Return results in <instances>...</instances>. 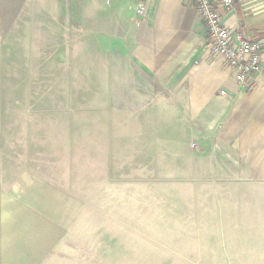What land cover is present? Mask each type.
<instances>
[{
  "label": "crops",
  "instance_id": "crops-1",
  "mask_svg": "<svg viewBox=\"0 0 264 264\" xmlns=\"http://www.w3.org/2000/svg\"><path fill=\"white\" fill-rule=\"evenodd\" d=\"M26 2L0 0V85L1 45ZM145 2L138 16L134 0H97V13L108 16L99 54L109 61L115 107L146 131L157 125L141 134L153 150L144 146L136 167L151 166L152 182L162 188L166 179L173 194L129 197L124 230L72 228L69 198L64 207L45 181L21 179L33 171L6 165L0 139V264L165 263L166 238L181 253L183 236L204 264H264V50L256 84L239 86L201 49L205 29L191 0ZM233 4L219 9L221 21L264 44V0ZM3 123L0 116V138Z\"/></svg>",
  "mask_w": 264,
  "mask_h": 264
},
{
  "label": "rangeland",
  "instance_id": "rangeland-1",
  "mask_svg": "<svg viewBox=\"0 0 264 264\" xmlns=\"http://www.w3.org/2000/svg\"><path fill=\"white\" fill-rule=\"evenodd\" d=\"M24 1L21 19L7 21L1 45L5 163L31 169L21 179L45 181L64 197V207L69 198L71 215L77 212L70 227L124 230L129 197L173 194L166 179L162 188L152 182L158 177L151 166L148 173L136 167L142 148L153 150L141 134L155 133L157 125L146 131L131 112L115 107L109 61L99 54L108 16L97 13V0ZM190 240L181 237L180 253L167 237L165 263L155 256L150 264H204Z\"/></svg>",
  "mask_w": 264,
  "mask_h": 264
},
{
  "label": "built area",
  "instance_id": "built-area-1",
  "mask_svg": "<svg viewBox=\"0 0 264 264\" xmlns=\"http://www.w3.org/2000/svg\"><path fill=\"white\" fill-rule=\"evenodd\" d=\"M200 18L205 35L201 49L211 61H221L239 86L253 87L261 71L263 40L246 38L239 29L221 21L219 9L225 13L233 10V0H191ZM135 12L142 16L145 0H134ZM220 94L224 95L222 90Z\"/></svg>",
  "mask_w": 264,
  "mask_h": 264
}]
</instances>
